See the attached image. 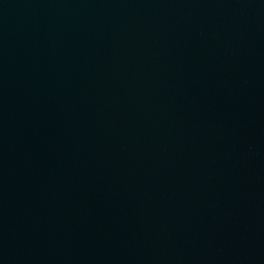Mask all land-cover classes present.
<instances>
[{
	"label": "water",
	"instance_id": "95a60500",
	"mask_svg": "<svg viewBox=\"0 0 264 264\" xmlns=\"http://www.w3.org/2000/svg\"><path fill=\"white\" fill-rule=\"evenodd\" d=\"M0 264H264V0H0Z\"/></svg>",
	"mask_w": 264,
	"mask_h": 264
}]
</instances>
